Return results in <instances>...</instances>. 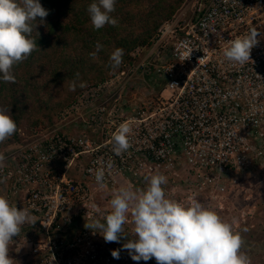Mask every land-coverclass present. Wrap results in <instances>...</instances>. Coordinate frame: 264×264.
<instances>
[{"label": "built area", "instance_id": "obj_1", "mask_svg": "<svg viewBox=\"0 0 264 264\" xmlns=\"http://www.w3.org/2000/svg\"><path fill=\"white\" fill-rule=\"evenodd\" d=\"M253 29L251 60L226 61L227 42ZM130 56L2 152L0 194L37 220L14 236L24 264H143L124 250L113 258L122 245L86 227L105 214L98 189L183 169L214 200L230 174L264 168V0H184ZM121 123L132 127L130 147L116 155Z\"/></svg>", "mask_w": 264, "mask_h": 264}, {"label": "clouds", "instance_id": "obj_2", "mask_svg": "<svg viewBox=\"0 0 264 264\" xmlns=\"http://www.w3.org/2000/svg\"><path fill=\"white\" fill-rule=\"evenodd\" d=\"M117 0H92L87 11L91 24L101 29L106 24L115 25L111 15ZM49 10L41 0H0V81L15 82L13 66L26 59L36 47L31 38L35 25L33 21H44ZM258 32L229 40L223 50V57L234 65H244L251 60V50L258 43ZM102 45L97 44V51ZM93 56L96 53H92ZM123 49L116 48L110 55L113 68L122 63ZM75 82L72 90L76 88ZM81 82L79 87H86ZM17 131V123L10 110L0 107V143ZM132 127L121 123L112 134V151L116 155L130 147L129 136ZM6 156L0 153V168L5 166ZM105 169L95 172L97 184L102 185ZM142 190L131 185L117 188L110 200V207L102 220L96 219L87 228L103 236L106 243L120 242L125 235L130 238L122 249L112 250L115 259L120 251H127L134 261H149L155 258L157 264H251L241 252L242 240L232 227L213 208L206 207L197 199L188 202L169 197L164 186L168 183L163 174H153ZM130 222L131 233L125 230ZM37 220L28 208H18L0 195V264H13L9 256V243L18 236L25 224Z\"/></svg>", "mask_w": 264, "mask_h": 264}, {"label": "trees", "instance_id": "obj_3", "mask_svg": "<svg viewBox=\"0 0 264 264\" xmlns=\"http://www.w3.org/2000/svg\"><path fill=\"white\" fill-rule=\"evenodd\" d=\"M183 1L117 0L111 14L117 24L95 29L87 11L92 0H41L49 14L43 22L39 17L32 22L35 49L13 66L14 83L0 81V107L10 110L17 123L15 134L0 143V153L20 139L19 129L51 124L83 91L81 82L96 84L113 76L131 60L135 47L149 44ZM97 44L102 45L99 51ZM116 48L123 49V58L113 68L110 55Z\"/></svg>", "mask_w": 264, "mask_h": 264}, {"label": "rangeland", "instance_id": "obj_4", "mask_svg": "<svg viewBox=\"0 0 264 264\" xmlns=\"http://www.w3.org/2000/svg\"><path fill=\"white\" fill-rule=\"evenodd\" d=\"M24 124H26V122ZM45 127H47V125ZM30 129L33 128L29 127V130ZM4 151L5 149L3 150V152ZM163 175H165L168 180V183L164 186V188L169 197L182 202H188L192 199L199 200L206 207L213 208L223 219L230 222L232 224L233 230L237 228V218L245 219L248 221L253 220L254 218L255 221L259 222V225L256 223L258 228H261V226L264 224V221L262 220L264 219V168L262 167L254 168L252 171L242 170L237 173L230 174L227 180V192L225 194L218 195V197L214 200L207 198L204 194H199L191 187V176L187 173L186 170L177 169L172 173H166ZM147 183L148 179L146 178L140 181L123 182L120 184V186L131 185L136 190H142L146 187ZM120 186H117L114 189L104 187L97 190L95 197L99 199L98 203L100 207L106 208L102 209L104 210L105 214L109 210L110 200L112 198L113 192ZM256 200L258 201L257 205L254 204ZM253 223L249 222L248 225L245 226L251 227ZM241 226H239V228ZM125 230L131 233L132 225L130 222V218L129 223L125 225ZM253 235L254 234L252 233L251 240L255 238V242H253L252 244V242L249 241L248 247L252 248L249 255L251 256V254L255 253L253 259L255 264H264V233H258L254 238ZM259 235L263 237V240H261V237H259ZM245 236L248 238L250 237V235ZM129 238V236L125 235L124 237H122L120 242L116 243L121 246ZM15 240V237H13V240L9 243V256L13 259V264H24L23 258L25 257L21 256L20 251L15 250ZM254 244H258L255 252H253V248L255 246ZM260 255H263V257L261 258ZM142 262L143 264H157L155 258H152L149 261L142 260ZM251 264H253V261Z\"/></svg>", "mask_w": 264, "mask_h": 264}, {"label": "crops", "instance_id": "obj_5", "mask_svg": "<svg viewBox=\"0 0 264 264\" xmlns=\"http://www.w3.org/2000/svg\"><path fill=\"white\" fill-rule=\"evenodd\" d=\"M254 204H258V201L256 200L255 202H254ZM237 220V222H238V224H237V228L234 230L238 235H240V237H241V240H242V246H241V252L242 253H244V254H246L247 255V257L249 258V260L251 261H253V264H255V262H254V255H255V253L254 254H251V256L249 255V253H250V250L252 249V248H249L248 247V244H249V241L250 242H252V244H253V242H255L254 241V237H256V234H261L262 232L264 233V231H263V228H264V224L261 226V228H258L257 227V225H256V223L258 224L259 222L258 221H255V219L253 218V220H250V221H248V220H245V219H239V218H237L236 219ZM263 221H264V219H262ZM249 222H254L253 224H252V226L250 227V226H245V225H248V223ZM242 225V226H241ZM259 225V224H258ZM239 226H241L240 228H239ZM259 229H261V230H259ZM251 233H250V232ZM252 233L254 234L253 235V240H251V236H252ZM245 235H247V236H249L250 235V237L248 238V237H246ZM259 237H261V240H263V237L261 236V235H259ZM261 240H260V242H261ZM255 246H254V250H253V252H255V249H257V247H258V244H254ZM260 257L262 258L263 257V255H260ZM252 261H251V263H252ZM264 262V261H263ZM262 262V263H263Z\"/></svg>", "mask_w": 264, "mask_h": 264}]
</instances>
